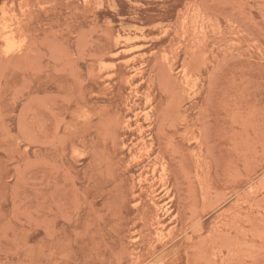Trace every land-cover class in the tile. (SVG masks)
Listing matches in <instances>:
<instances>
[{
    "label": "rangeland",
    "instance_id": "rangeland-1",
    "mask_svg": "<svg viewBox=\"0 0 264 264\" xmlns=\"http://www.w3.org/2000/svg\"><path fill=\"white\" fill-rule=\"evenodd\" d=\"M0 264H264V0H0Z\"/></svg>",
    "mask_w": 264,
    "mask_h": 264
},
{
    "label": "bare ground",
    "instance_id": "bare-ground-1",
    "mask_svg": "<svg viewBox=\"0 0 264 264\" xmlns=\"http://www.w3.org/2000/svg\"><path fill=\"white\" fill-rule=\"evenodd\" d=\"M87 3V2H86ZM123 38V37H122ZM126 39V38H125ZM106 54V53H105ZM117 56V55H116ZM133 59V58H132ZM129 60H131V59H129ZM134 66V65H133ZM119 69V68H118ZM138 70V69H137ZM110 75V74H109ZM109 75H108V77H109ZM112 75H114V74H112ZM111 78V77H110ZM136 157V156H135ZM134 157V158H135ZM142 177H140V179H141ZM147 181V180H146ZM135 205H136V203H135Z\"/></svg>",
    "mask_w": 264,
    "mask_h": 264
}]
</instances>
